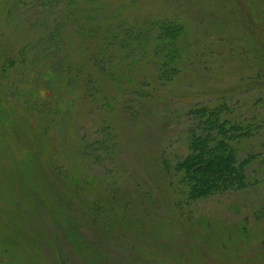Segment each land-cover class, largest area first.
I'll list each match as a JSON object with an SVG mask.
<instances>
[{
  "label": "rangeland",
  "instance_id": "374dc122",
  "mask_svg": "<svg viewBox=\"0 0 264 264\" xmlns=\"http://www.w3.org/2000/svg\"><path fill=\"white\" fill-rule=\"evenodd\" d=\"M70 62L100 70L107 128L57 94ZM230 93L262 124L246 185L189 199L183 114ZM0 264H264V0H0Z\"/></svg>",
  "mask_w": 264,
  "mask_h": 264
},
{
  "label": "trees",
  "instance_id": "16d2710c",
  "mask_svg": "<svg viewBox=\"0 0 264 264\" xmlns=\"http://www.w3.org/2000/svg\"><path fill=\"white\" fill-rule=\"evenodd\" d=\"M165 25H174L178 26V28L182 26L176 25L174 22L171 24L166 22ZM171 37L172 42H175V35L172 31ZM95 57H93L95 65L101 64L102 68L110 67V71L113 72L114 69L111 66L115 65L114 60L107 58L108 61H106ZM167 59L168 56L166 54L163 55V59L160 62L161 66L156 70V74L159 77L157 80L163 83L166 82L165 78L171 75L170 70L165 67ZM70 64L64 66V69L58 70L59 84L56 85L57 94L61 95L64 92H68V90L71 91L72 96L74 94H72V90L73 92H79L80 96L82 93L83 95L85 94L86 113L90 112L91 117L97 120V127L100 129L107 128L111 119L106 118L104 112H110L111 108L115 106V102L107 99L105 90L97 82L96 73L97 70H100L97 68L90 70L82 62H70ZM30 71V69H21V73L25 76ZM38 76L41 77L42 75L39 73ZM140 88L142 87L134 84L133 91H139ZM158 88L163 89L160 84H155L152 87L154 92L160 93L162 90H157ZM43 89L48 90V88H41L40 91L36 88L34 89L37 92L32 93L34 96L30 98L33 100V104L43 105L47 102L46 98H41L40 92ZM231 96L232 93L226 97H214V99L190 105L191 107L187 108L183 114L186 117L181 123L183 128H185L188 150L186 156L182 157L175 165L178 170L183 171L181 178L187 187L186 191L189 199L207 197L214 191L217 192L219 189L226 190L230 186L239 188L246 185L245 167L249 160L247 159L248 157H241L238 154L237 146H240L245 138L251 137L255 132L257 133L262 124L240 114V110L239 108L237 110L236 105L227 102V99L231 98ZM41 101L44 102L41 103ZM58 103L64 105L61 100H57ZM50 104L52 105L53 103L50 102ZM74 104L77 105L76 102ZM71 105H67L69 111L72 109ZM51 110L57 114L63 111V106L53 105ZM106 121H110L109 125L106 124ZM75 139L72 137L73 142ZM81 141L77 142L81 145L80 149H84ZM95 141L98 144L99 138ZM88 148V145H86L84 152H88ZM90 153H86V158L88 156L91 157Z\"/></svg>",
  "mask_w": 264,
  "mask_h": 264
}]
</instances>
